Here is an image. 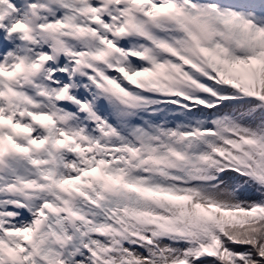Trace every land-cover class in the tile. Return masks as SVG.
<instances>
[{"label": "snow or ice", "instance_id": "6c2138e0", "mask_svg": "<svg viewBox=\"0 0 264 264\" xmlns=\"http://www.w3.org/2000/svg\"><path fill=\"white\" fill-rule=\"evenodd\" d=\"M0 264H264V0H0Z\"/></svg>", "mask_w": 264, "mask_h": 264}]
</instances>
